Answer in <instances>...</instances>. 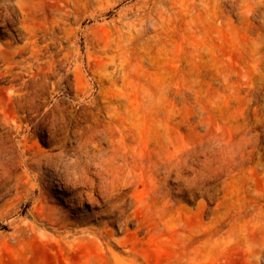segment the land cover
Returning <instances> with one entry per match:
<instances>
[{"label":"rangeland","instance_id":"obj_1","mask_svg":"<svg viewBox=\"0 0 264 264\" xmlns=\"http://www.w3.org/2000/svg\"><path fill=\"white\" fill-rule=\"evenodd\" d=\"M0 179V264H256L264 0H0Z\"/></svg>","mask_w":264,"mask_h":264},{"label":"bare ground","instance_id":"obj_2","mask_svg":"<svg viewBox=\"0 0 264 264\" xmlns=\"http://www.w3.org/2000/svg\"><path fill=\"white\" fill-rule=\"evenodd\" d=\"M44 142H45V140H44ZM20 155H21V161L23 162V164L26 167H28V169L31 170V171L33 169L39 170L42 167L47 168L48 170L50 169L52 171H57V168L59 167V165L54 161V158H55L54 155L49 154L47 152H43L41 150L40 151H36V150L32 149V146H27V142L25 144H23V148L21 147V154ZM86 158L90 160V163H88L85 166H81L80 164H78L75 167L71 168V167H69L70 165L67 166V165L63 164V166H62L63 175L61 177L62 183L64 184L63 189H68L69 188V189H71L69 191L72 192V191H75V190L80 189V188H85L86 190L89 191V193H87V194H90V193H93V192L94 193L95 192H100V193L103 194V190L105 188L104 180L100 179V181L97 182L95 180L96 179V175L93 176V178H91V176H90V166L91 165H95V166L99 165L101 167L100 162H98L97 160H95L93 157H90V156H87ZM71 162L72 161H70V163ZM30 174H29V172H26L25 177L27 179H30V177H31ZM35 188H37V187H35ZM33 190H34V187H33ZM82 193H79V195L82 194ZM258 201H260L258 203V208H256V210L250 216L252 218L253 224L251 226H247L246 227L248 235H249V233H252V232H258L261 235L258 242L255 240L257 243H251L247 247L251 260L253 262H255L256 264H258L260 262V260L264 259V199H260Z\"/></svg>","mask_w":264,"mask_h":264}]
</instances>
